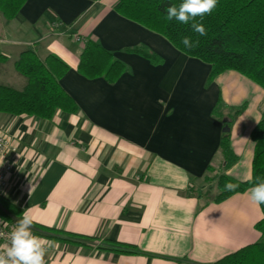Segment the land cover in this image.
Segmentation results:
<instances>
[{
  "label": "crops",
  "instance_id": "0c3cea01",
  "mask_svg": "<svg viewBox=\"0 0 264 264\" xmlns=\"http://www.w3.org/2000/svg\"><path fill=\"white\" fill-rule=\"evenodd\" d=\"M117 1L25 0L11 20L0 12V82L23 88L22 52L54 54L77 105L51 119L0 113V131L19 146L3 195L34 223L97 238L86 247L45 238L46 264H214L261 239L262 210L251 189L218 203L195 190L222 167L225 119L238 160L221 169L251 178L264 88L236 71L209 81L210 64L119 14ZM88 40L122 63L119 74L79 71ZM107 240L137 252L100 249Z\"/></svg>",
  "mask_w": 264,
  "mask_h": 264
},
{
  "label": "trees",
  "instance_id": "16d2710c",
  "mask_svg": "<svg viewBox=\"0 0 264 264\" xmlns=\"http://www.w3.org/2000/svg\"><path fill=\"white\" fill-rule=\"evenodd\" d=\"M24 1L0 0V12L5 19L11 20L18 14ZM181 3L182 0H118L115 8L125 18L163 35L182 53L210 64L209 81L223 72L236 71L264 88V0H218L217 7L210 15L197 17L188 24L175 19L167 20L166 9ZM193 22L202 23L207 34L200 36L194 32L191 27ZM185 37H189L195 47L185 48L182 43ZM2 58L4 57L0 54V59ZM14 66L25 78V85L22 89H17L0 82V113L51 119L58 110L70 113L77 110L75 101L60 83L68 65L59 57L48 54L41 59L35 51L26 50L21 53ZM122 67V63L113 61L112 54L100 44L92 40L86 42L79 64V71L83 75L114 77ZM214 112H221V103L214 108ZM226 125L231 127V120L228 119L227 123L224 121V127ZM230 136V131L224 132L221 139L223 169H228L238 160L231 148ZM251 139L254 143L251 178L240 181L222 172L217 181L219 193L207 203L222 202L234 194L244 193L254 186L258 178L264 181V113L252 130ZM227 182L238 187L234 191L225 190ZM260 207L262 217L255 224V229L260 233L261 239L229 253L214 264H264V204H260ZM23 214L19 205L0 193V217L18 221ZM32 229L35 235L42 238L85 247L93 245L97 239L34 222ZM99 248L118 254L137 252L136 246L117 240H107Z\"/></svg>",
  "mask_w": 264,
  "mask_h": 264
},
{
  "label": "clouds",
  "instance_id": "9594fccd",
  "mask_svg": "<svg viewBox=\"0 0 264 264\" xmlns=\"http://www.w3.org/2000/svg\"><path fill=\"white\" fill-rule=\"evenodd\" d=\"M217 4L218 0H182L179 6L172 5L166 9V19L188 24L197 17L210 15ZM191 27L200 36L207 34L202 23L193 22ZM182 43L187 49L195 47L189 37H185ZM224 187L225 190L234 191L238 185L227 182ZM250 194L254 203L264 204V181L258 178ZM32 225V218L25 212L8 234L6 243L0 244V264H46L45 257L50 244L32 232ZM3 235L0 233V236Z\"/></svg>",
  "mask_w": 264,
  "mask_h": 264
},
{
  "label": "built area",
  "instance_id": "2783aa9c",
  "mask_svg": "<svg viewBox=\"0 0 264 264\" xmlns=\"http://www.w3.org/2000/svg\"><path fill=\"white\" fill-rule=\"evenodd\" d=\"M18 152V144L13 142L10 137L0 131V193L2 194L9 186L8 176L13 170V160H15ZM16 223L17 220H0V233L4 234L3 236H0V244L6 243L7 236L14 230ZM43 240H45V238H43ZM45 241L49 242L47 239ZM49 248L50 247H48V250Z\"/></svg>",
  "mask_w": 264,
  "mask_h": 264
},
{
  "label": "rangeland",
  "instance_id": "374dc122",
  "mask_svg": "<svg viewBox=\"0 0 264 264\" xmlns=\"http://www.w3.org/2000/svg\"><path fill=\"white\" fill-rule=\"evenodd\" d=\"M221 168L222 167H213L207 179L203 182V184L199 188L195 190V194L198 196V198L202 199L204 202L211 200L218 195L219 191L217 188V181H218V177L223 172V169ZM4 218L6 220H13L8 217H4ZM5 219L0 217V220L2 221Z\"/></svg>",
  "mask_w": 264,
  "mask_h": 264
},
{
  "label": "water",
  "instance_id": "95a60500",
  "mask_svg": "<svg viewBox=\"0 0 264 264\" xmlns=\"http://www.w3.org/2000/svg\"><path fill=\"white\" fill-rule=\"evenodd\" d=\"M224 121L227 123V122H228V119H225ZM223 131H224V132H229V131H230V127H228V125H226V126L223 128Z\"/></svg>",
  "mask_w": 264,
  "mask_h": 264
}]
</instances>
